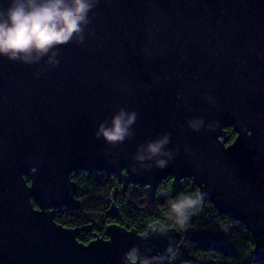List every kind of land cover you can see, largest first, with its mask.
I'll return each mask as SVG.
<instances>
[{
	"label": "water",
	"instance_id": "obj_1",
	"mask_svg": "<svg viewBox=\"0 0 264 264\" xmlns=\"http://www.w3.org/2000/svg\"><path fill=\"white\" fill-rule=\"evenodd\" d=\"M88 16L82 43L57 46L56 66L0 56V264H121L133 246L168 263L174 228L139 234L111 222L107 238L84 243L55 221L78 209L80 171L115 174L151 198L166 177L191 178L248 229L264 264V0H97ZM121 108L137 113L132 137L95 138ZM165 132L177 155L145 171L137 147ZM107 213L120 216L114 203Z\"/></svg>",
	"mask_w": 264,
	"mask_h": 264
},
{
	"label": "trees",
	"instance_id": "obj_2",
	"mask_svg": "<svg viewBox=\"0 0 264 264\" xmlns=\"http://www.w3.org/2000/svg\"><path fill=\"white\" fill-rule=\"evenodd\" d=\"M235 136L233 127H227V143ZM72 180L79 207H62L56 212L55 221L64 227L79 229L77 239L81 242L107 238L105 228L111 222L139 234L161 224L174 228L177 233V244L167 264H262L254 260V245L248 229L229 215L219 213L208 201L197 204L195 213L183 227L168 219L173 203L196 198L198 188L191 178L166 177L158 183L153 198L139 184L130 183L123 190L115 174L103 171L73 173ZM113 191H116L115 200L112 199ZM112 203L119 209V218L107 213Z\"/></svg>",
	"mask_w": 264,
	"mask_h": 264
},
{
	"label": "clouds",
	"instance_id": "obj_3",
	"mask_svg": "<svg viewBox=\"0 0 264 264\" xmlns=\"http://www.w3.org/2000/svg\"><path fill=\"white\" fill-rule=\"evenodd\" d=\"M97 0H7V7L0 8V56L11 61L31 65L47 57L46 63L56 66L59 61L57 46L73 40L82 43L86 26L90 23L88 13L95 8ZM137 113L118 109L110 120L98 124L93 136L102 138L109 145L122 143L131 138V126L136 122ZM203 120L190 121L195 130L203 125ZM170 143V133H162L158 138L139 145L132 159L140 168L150 171L153 167L166 168L177 155L166 146ZM208 196L199 192L195 199H181L171 205L172 223L183 227L199 202ZM153 233L166 235L167 230L156 226ZM171 254L172 248L165 249ZM164 255L146 257L136 246L123 256L121 264H160Z\"/></svg>",
	"mask_w": 264,
	"mask_h": 264
}]
</instances>
